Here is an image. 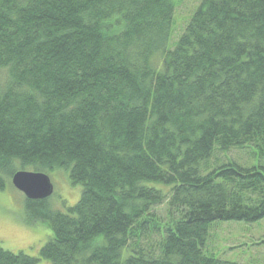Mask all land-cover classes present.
<instances>
[{"label": "trees", "instance_id": "16d2710c", "mask_svg": "<svg viewBox=\"0 0 264 264\" xmlns=\"http://www.w3.org/2000/svg\"><path fill=\"white\" fill-rule=\"evenodd\" d=\"M176 3L0 0V190L80 186L66 211L25 197L51 236L0 264H237L206 243L264 217V0H201L173 40Z\"/></svg>", "mask_w": 264, "mask_h": 264}, {"label": "rangeland", "instance_id": "374dc122", "mask_svg": "<svg viewBox=\"0 0 264 264\" xmlns=\"http://www.w3.org/2000/svg\"><path fill=\"white\" fill-rule=\"evenodd\" d=\"M172 39L178 38L189 17L201 0H176ZM233 157L247 163L243 150L233 149ZM53 193L48 197L53 209L66 211L80 195V186L68 182L65 170L50 173ZM25 196L13 187L6 178L5 188L0 190V247L11 252L22 251L30 256H38L40 247L50 238L51 229L40 220L27 222ZM164 206L157 208L164 213ZM206 249L216 256L237 264H264V217L254 221L216 222L209 231ZM37 264H49L40 259Z\"/></svg>", "mask_w": 264, "mask_h": 264}, {"label": "water", "instance_id": "95a60500", "mask_svg": "<svg viewBox=\"0 0 264 264\" xmlns=\"http://www.w3.org/2000/svg\"><path fill=\"white\" fill-rule=\"evenodd\" d=\"M10 180L13 187L30 200L46 199L53 193L50 176L43 172L18 170Z\"/></svg>", "mask_w": 264, "mask_h": 264}]
</instances>
